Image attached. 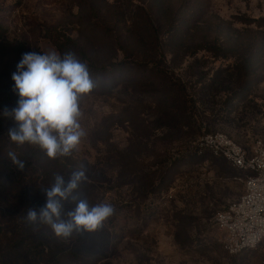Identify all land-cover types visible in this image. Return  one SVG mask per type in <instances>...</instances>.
<instances>
[{"label": "rangeland", "instance_id": "obj_1", "mask_svg": "<svg viewBox=\"0 0 264 264\" xmlns=\"http://www.w3.org/2000/svg\"><path fill=\"white\" fill-rule=\"evenodd\" d=\"M159 9L154 0H0L8 44L43 54L71 38L87 60L76 58L95 67L79 99L86 135L64 162L86 179L61 219L80 200L115 212L67 239L40 227L69 249L79 244L75 264H264V242L230 255L214 223L243 195L244 174L196 149L208 133L243 148L264 143V0ZM20 60L0 56V74Z\"/></svg>", "mask_w": 264, "mask_h": 264}, {"label": "clouds", "instance_id": "obj_2", "mask_svg": "<svg viewBox=\"0 0 264 264\" xmlns=\"http://www.w3.org/2000/svg\"><path fill=\"white\" fill-rule=\"evenodd\" d=\"M17 69L12 75V91L18 97L16 106L3 111L16 125L8 130L10 140L18 145H38L50 158L70 155L86 135L79 122V99L94 87L87 65L72 52L61 57L51 50L24 53ZM8 157L18 169H23L24 162L15 152L10 151ZM84 179L83 170L74 171L67 183L57 174L51 187L44 189L45 203L39 209L28 210V221L48 224L56 236L65 239L74 232L101 228L115 212L110 203L90 207L87 201L80 200L67 213V220L61 219V201L67 200Z\"/></svg>", "mask_w": 264, "mask_h": 264}, {"label": "trees", "instance_id": "obj_3", "mask_svg": "<svg viewBox=\"0 0 264 264\" xmlns=\"http://www.w3.org/2000/svg\"><path fill=\"white\" fill-rule=\"evenodd\" d=\"M154 1L162 16L166 14L167 10L162 8L167 0ZM178 36L177 33L174 35ZM8 42V32L0 24V56L15 54L22 58V55L28 52L24 43ZM54 44L61 57L66 52H72L75 56L78 54L87 60L84 51H78L75 41L71 38H67L65 42L54 41ZM87 67L95 69L92 62ZM105 70L106 68H100L98 71ZM13 85L11 74H0V264H75L73 260L76 255L72 252L80 251L79 244L76 247L72 244V249H69L70 245L65 241L40 227L45 223H32L27 219L30 208L39 209L45 203L44 189L51 187L54 177L59 174L66 181L74 171L64 163L69 159L67 156L50 158L38 145H18L10 140L8 130L15 127L14 121L5 117L3 111L5 107L16 106L17 98L13 97ZM10 151L15 152L24 162L23 169H18L11 162L8 157ZM49 159L51 161H47ZM75 195L74 192L67 200L61 201V215L71 206Z\"/></svg>", "mask_w": 264, "mask_h": 264}, {"label": "built area", "instance_id": "obj_4", "mask_svg": "<svg viewBox=\"0 0 264 264\" xmlns=\"http://www.w3.org/2000/svg\"><path fill=\"white\" fill-rule=\"evenodd\" d=\"M198 152L208 151L244 174V193L214 217L224 235L223 247L230 255L257 249L264 242V143L243 148L224 133L204 134Z\"/></svg>", "mask_w": 264, "mask_h": 264}]
</instances>
